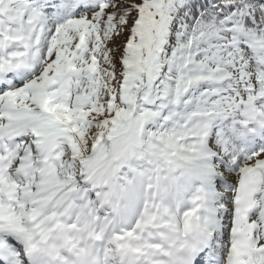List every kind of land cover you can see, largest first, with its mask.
Segmentation results:
<instances>
[{
	"label": "snow or ice",
	"instance_id": "1",
	"mask_svg": "<svg viewBox=\"0 0 264 264\" xmlns=\"http://www.w3.org/2000/svg\"><path fill=\"white\" fill-rule=\"evenodd\" d=\"M0 264H264V0H0Z\"/></svg>",
	"mask_w": 264,
	"mask_h": 264
}]
</instances>
